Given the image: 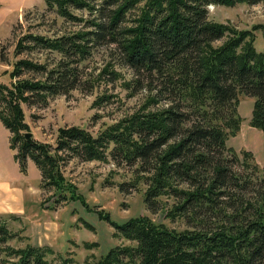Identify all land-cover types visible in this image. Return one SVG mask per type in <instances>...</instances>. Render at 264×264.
Segmentation results:
<instances>
[{"label":"trees","instance_id":"trees-1","mask_svg":"<svg viewBox=\"0 0 264 264\" xmlns=\"http://www.w3.org/2000/svg\"><path fill=\"white\" fill-rule=\"evenodd\" d=\"M260 1L107 0L97 7L94 0H45L48 10L66 22L82 23V29L19 39L17 55L48 50L60 56L39 63L21 59L5 71L10 84L0 82V120L14 135L10 148L19 150L20 171L27 175L31 160L42 186L55 190L56 203H84L66 182L62 165L75 157L85 162L110 158L142 176L148 209L156 210L159 198L168 195L176 200L168 214L192 222L178 231L147 217L118 224L99 213L130 244L111 248L96 264H264V179L255 197L232 194L247 191L255 179L242 178L225 158V152L235 153L227 141L240 133L242 96L255 100L249 124L264 133V52L253 46L252 31L213 22L208 10ZM259 28L264 30H254ZM111 46L117 61L93 81L114 83L115 68H128L135 76L130 89L146 83L148 102L98 136L72 127L59 130L55 147L28 142L22 104H47L81 86L94 88L86 63L98 48ZM24 71L41 73L42 79H22ZM242 154L245 159L252 155ZM126 184L120 185L122 191ZM13 236L0 220V264H50V248L14 249L7 246Z\"/></svg>","mask_w":264,"mask_h":264},{"label":"rangeland","instance_id":"rangeland-1","mask_svg":"<svg viewBox=\"0 0 264 264\" xmlns=\"http://www.w3.org/2000/svg\"><path fill=\"white\" fill-rule=\"evenodd\" d=\"M105 1L94 0L97 7L104 5ZM208 10L213 22L239 31H252L253 46L259 53L264 52V30H254L255 26H264V0L233 7L210 6ZM82 26V23L62 20L56 11L47 9L45 0H0V82L10 84V77L5 71H11L13 64L21 59L38 63L44 62V59L50 62L60 59L56 52L51 54L48 50L15 54L21 37L27 34L55 37L78 31ZM226 40L215 45L221 46ZM116 54L113 46L100 47L86 63L85 73L95 84L94 88L81 86L68 95L49 99L47 104H22L25 121L30 126L26 134H32L35 141L55 147L60 129L79 127L98 136L108 126L139 111L150 97L144 82L143 88H137L135 92L130 89L135 79L132 70L117 66L116 82L108 83L101 78L93 81V77L99 76L109 63L117 61ZM22 79L38 81L42 77L41 73L24 71ZM254 102L253 98H240L241 130L227 141V147L235 153L225 152V158L234 171L242 178L249 174L255 179L247 191L233 190L232 194H245L246 197H255V191L260 190L258 182L264 179V137L261 130L249 124ZM10 136L14 135H9L0 120V182H15L17 188L25 184L28 190L24 189L27 203L23 214H0L1 222L14 235L7 246L14 249L27 245L48 247L52 250L47 257L50 264H60L64 260H71V264H96L111 248L130 244V241L118 236L111 224L99 217V213H104L118 224L147 217L156 224L178 231L192 225L183 217L173 218L168 214L176 202L171 196L160 197L156 210L148 209L145 203L147 186L142 176L128 166H117L110 158L107 162H85L76 157L66 161L62 165V174L67 183L77 188L84 203H56L55 190L42 186L41 173L31 160L27 162L28 180H20L19 175L23 178V173L15 158L19 150L10 148ZM244 150L251 153V157L245 159ZM123 183L127 184L122 191L120 185ZM0 258H4L1 253Z\"/></svg>","mask_w":264,"mask_h":264},{"label":"crops","instance_id":"crops-1","mask_svg":"<svg viewBox=\"0 0 264 264\" xmlns=\"http://www.w3.org/2000/svg\"><path fill=\"white\" fill-rule=\"evenodd\" d=\"M259 133V132H257ZM264 137V133L261 132ZM261 133H259L260 136ZM10 135V132H9ZM29 174V171H28ZM21 181L28 180V176L23 174V178L19 175ZM17 183L1 181L0 182V214L1 215H12V214H23L25 211V204L27 203L24 197L25 184H21V188H17ZM28 188V186H27ZM26 191L28 189H25ZM22 192V193H21Z\"/></svg>","mask_w":264,"mask_h":264},{"label":"water","instance_id":"water-1","mask_svg":"<svg viewBox=\"0 0 264 264\" xmlns=\"http://www.w3.org/2000/svg\"><path fill=\"white\" fill-rule=\"evenodd\" d=\"M25 137H26L28 142H32L33 141L32 134L28 133V134L25 135Z\"/></svg>","mask_w":264,"mask_h":264}]
</instances>
